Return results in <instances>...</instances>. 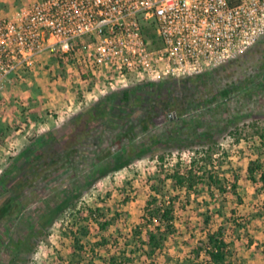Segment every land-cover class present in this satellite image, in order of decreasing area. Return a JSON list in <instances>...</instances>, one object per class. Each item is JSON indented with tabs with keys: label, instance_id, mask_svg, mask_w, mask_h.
Returning <instances> with one entry per match:
<instances>
[{
	"label": "rangeland",
	"instance_id": "374dc122",
	"mask_svg": "<svg viewBox=\"0 0 264 264\" xmlns=\"http://www.w3.org/2000/svg\"><path fill=\"white\" fill-rule=\"evenodd\" d=\"M33 1L8 0L2 14ZM78 58L81 55L66 60L45 53L32 69L10 75L0 90V264H108L110 256L123 249L133 264H182L195 260L194 251L205 242L207 230L220 226L236 264H264V189L247 176L250 161L264 163L258 138L252 136L264 128V35L218 68L156 86L137 80L126 88L110 86L103 73L84 79L87 72ZM135 86H141L143 100L134 105L116 102L114 123L89 116L107 96ZM175 130L184 138L194 130L211 132L212 138L205 147L190 140L167 141L165 134ZM209 144L217 150L213 160L218 176L230 182L238 178L241 202L199 185L198 196L185 195L176 205L177 232L156 258L131 255L132 230L159 178L158 158H165V168L178 161L186 164L192 152ZM140 145L144 152L123 169L112 166L104 175L94 169L96 161L106 162L110 153ZM14 165L20 170L11 171ZM8 172L11 179L2 185ZM74 189L70 208L46 221L62 194ZM168 189L175 194L170 184ZM89 207L103 209L111 225L100 233L92 221L85 223L88 234L80 237L83 249L77 250L69 229L78 222L77 213L85 216ZM229 218L251 223L233 232ZM101 236L109 244L94 247ZM196 260L208 264L202 251Z\"/></svg>",
	"mask_w": 264,
	"mask_h": 264
},
{
	"label": "built area",
	"instance_id": "2783aa9c",
	"mask_svg": "<svg viewBox=\"0 0 264 264\" xmlns=\"http://www.w3.org/2000/svg\"><path fill=\"white\" fill-rule=\"evenodd\" d=\"M263 35L264 0H35L0 14V90L45 53L81 55L86 72L126 88L218 68Z\"/></svg>",
	"mask_w": 264,
	"mask_h": 264
},
{
	"label": "trees",
	"instance_id": "16d2710c",
	"mask_svg": "<svg viewBox=\"0 0 264 264\" xmlns=\"http://www.w3.org/2000/svg\"><path fill=\"white\" fill-rule=\"evenodd\" d=\"M152 29L144 27V35L146 37L153 39L154 34ZM82 45L78 42L75 46V51H81ZM59 63L62 65V60L59 59ZM84 79H89L92 77L90 73L82 74ZM151 86H156L157 83L149 84ZM141 90V86H135L129 90L122 92L113 93L100 102L97 107H92L88 113L93 119H103L105 123H114L112 118H114L113 111L117 108L116 102L126 105H134L140 103L143 97L138 94ZM179 130H175L171 135L165 134V139L170 142H177L183 140H190L196 144H201L205 147L206 143L211 140V132H203L198 134L192 131L188 136H184ZM258 138L257 147L258 154L261 156L264 154V128L257 129L252 134ZM158 139L160 136H157ZM121 137L117 136V140ZM156 140V138H155ZM240 138H236V142H239ZM42 142V140H41ZM217 150L214 149L212 144H209L206 148L201 150H196L192 152L188 162L183 164L178 161L174 166L170 168H165L164 157L160 156L158 158L159 171L156 184L151 186V194L145 202L143 207V214L140 218L139 223L132 230V242L134 243L133 250L129 253L134 257L139 253L143 255L146 259L154 260L158 252L162 251L171 236H174L177 232L175 225V208L179 203L180 199L186 195L189 197L191 193L198 196V187L203 185L208 187V189H215L220 195L230 194L235 196L238 202L241 199L237 195V182L238 178L234 177L233 181L230 182L226 178H220L217 173V169L214 166V154ZM144 152L143 146L134 147L131 146L130 150H125V148L120 149L116 154L107 158L106 162L102 160L96 161L94 169L104 175L113 166L114 169L121 170L128 166L132 161L133 157L139 156ZM111 156V157H110ZM20 166L14 165L11 171H19ZM8 172L3 179L1 184L4 185L6 180L11 179V174ZM248 179L255 183L261 184L264 189V163L260 160H252L247 167ZM89 180V179H87ZM175 192V194H170L168 186ZM73 191L68 193H63L59 198L57 206L52 208L47 215H45V220L51 223L55 217L61 216L64 211L70 208L69 204L71 202L69 195H73ZM183 194V195H182ZM14 195L11 196L13 198ZM72 206V204H71ZM85 216H81L80 212L77 213L78 222L72 223L69 229L71 234L73 246L77 250H82L83 246L80 245V237H85L88 234V227L85 226L89 221H92L100 233H105L108 227L111 225L110 221L105 219V213L101 208H86ZM210 218L208 216L204 219L205 226H209ZM228 223L231 226L233 232H238L239 229L246 228L249 225L250 219H244V222H238L234 218H229ZM32 228V227H31ZM33 231V229H32ZM109 239L106 236H101L100 241L94 244V247L107 246L109 244ZM128 248L129 246H125ZM231 243H229L225 237V228L223 226L218 227L216 230L208 229L205 242L202 243L201 248L194 251L195 260H185L182 264H202L197 262L196 259L199 258L201 251L208 259V264H236L234 261V253L231 250ZM138 249V250H137ZM127 249H123L119 254H113L110 256L108 264H133L132 256H127Z\"/></svg>",
	"mask_w": 264,
	"mask_h": 264
},
{
	"label": "crops",
	"instance_id": "0c3cea01",
	"mask_svg": "<svg viewBox=\"0 0 264 264\" xmlns=\"http://www.w3.org/2000/svg\"><path fill=\"white\" fill-rule=\"evenodd\" d=\"M7 1H8V0H0V14H2V12H3V8H2V6H4V4L7 3Z\"/></svg>",
	"mask_w": 264,
	"mask_h": 264
}]
</instances>
